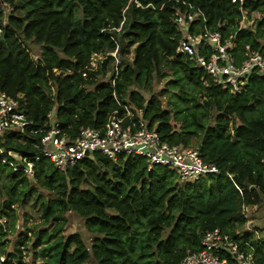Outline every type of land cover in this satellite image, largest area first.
Masks as SVG:
<instances>
[{
    "label": "trees",
    "instance_id": "trees-1",
    "mask_svg": "<svg viewBox=\"0 0 264 264\" xmlns=\"http://www.w3.org/2000/svg\"><path fill=\"white\" fill-rule=\"evenodd\" d=\"M182 2L199 9L211 31L234 35L237 56L246 45L264 53V16L254 28L239 29L243 14L264 12V0H0V93L21 95L30 118L42 121L55 108L61 129L75 138L80 128L101 129L116 99L142 108L164 142L198 147L203 161L220 170L180 185L172 171H148L139 157L112 162L95 154L66 171L41 161L32 179L0 168V209L8 229L16 225L14 206L23 208L29 198L40 203L45 222H54L53 233L39 231L32 245L44 264H179L188 251L200 249L208 231L251 240L247 231L237 233L247 223L242 206H256L264 194V75L252 73L234 95L177 55L180 34L172 17L185 10ZM122 32L134 47L133 59L112 84L110 57L94 71L88 63L93 54L114 51ZM27 42L41 47L38 59ZM165 79L161 96L169 109L152 91ZM36 188L52 198L41 201ZM68 213L84 221L89 247L79 234L60 235ZM28 231L17 235L12 251L0 243L3 264H25ZM252 245L257 264H264V244Z\"/></svg>",
    "mask_w": 264,
    "mask_h": 264
},
{
    "label": "built area",
    "instance_id": "built-area-1",
    "mask_svg": "<svg viewBox=\"0 0 264 264\" xmlns=\"http://www.w3.org/2000/svg\"><path fill=\"white\" fill-rule=\"evenodd\" d=\"M245 1L248 0H231L241 5ZM182 5L185 10L175 11L172 17L180 34L175 50L177 55L187 57L194 67L202 69L215 87L234 95L244 91L252 73L264 75V53L246 45L241 55L237 56L234 52V35L224 38L220 32L211 31L199 9L185 2ZM3 10L4 14L10 12L6 6ZM256 21L250 22L243 14L239 29H252ZM5 24L4 17L2 25ZM115 31L119 32L120 28ZM115 43L114 51L105 55L93 54L88 63V70L94 71L104 58L110 57L114 69L112 84L122 61L116 40ZM86 75V71L82 73V77ZM20 101L21 95L14 98L0 93V168L8 169L11 173L32 179L36 164L41 161L66 171L95 154L112 162L119 157L142 158L148 171L155 166L164 167L174 173L180 185L220 173L215 165L203 161L198 147L164 142L156 125L145 117L144 110L133 104L120 103L115 99L116 108L108 115L101 129L80 128L76 137L71 138L61 129L55 108L46 114L44 120L35 121L25 113ZM225 174L232 181V177ZM236 189L241 193L238 187ZM1 203L2 200L0 207ZM247 211L248 208L242 206L246 219ZM8 227L9 220L1 214L0 209V243H4ZM237 235L243 236L239 232ZM252 242V239L242 241L214 229L202 236L200 249L197 252L188 251L179 264H257ZM4 261L5 257L0 256V264Z\"/></svg>",
    "mask_w": 264,
    "mask_h": 264
},
{
    "label": "rangeland",
    "instance_id": "rangeland-1",
    "mask_svg": "<svg viewBox=\"0 0 264 264\" xmlns=\"http://www.w3.org/2000/svg\"><path fill=\"white\" fill-rule=\"evenodd\" d=\"M264 16V12H254L250 15V17H246L247 20L250 22H255L258 20V18H262ZM117 43L122 50V64L120 68H123L125 65L130 64L133 59V49L134 47H128L127 44V38L125 37V33H119L117 35ZM26 47L28 48L29 52L31 53V56L33 59H38L41 54V47L39 45H36L32 42H27ZM113 67V64H112ZM108 74L106 75L107 79ZM167 82V79L162 80L160 82H155V84L152 86L153 93L161 100L162 106L164 109H169L167 107V98L161 96V91L165 88V84ZM145 98H148L149 95L146 93H143ZM34 187H36L34 185ZM37 189V188H36ZM38 195L41 197V201H47V199L52 198V194L49 193L46 190L43 189H37ZM15 207V212L17 214V221L14 229H9L7 231V234L5 238L3 239V242L5 243V250L6 251H12L14 248V244L16 241L17 235L20 233H23L21 236H24L27 229L29 230L26 234V238L28 240L27 244V250L24 252V262L25 264H44V262L36 257L34 258V253L32 250V245L37 239V233L39 231H46V233L51 234L52 229L54 227V222L49 220L45 222L40 215L39 204H34L33 199H30L27 201V204L20 208L17 205ZM247 217V223L244 226L242 230H239V233H242L244 231H247L251 235V239L254 242H260L264 244V194L260 195L259 202L256 206L248 207V211L246 213ZM66 225L61 232V236L67 237L69 235L73 234H79L82 239L84 240L87 247H89L91 243L92 237L86 232L84 227V221L71 214L68 213L66 215ZM25 237V236H24ZM40 248H37V251ZM88 264H93L92 262H89Z\"/></svg>",
    "mask_w": 264,
    "mask_h": 264
}]
</instances>
